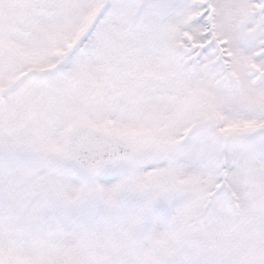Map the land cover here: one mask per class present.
<instances>
[{
  "label": "snow or ice",
  "instance_id": "1",
  "mask_svg": "<svg viewBox=\"0 0 264 264\" xmlns=\"http://www.w3.org/2000/svg\"><path fill=\"white\" fill-rule=\"evenodd\" d=\"M0 264H264V0H0Z\"/></svg>",
  "mask_w": 264,
  "mask_h": 264
}]
</instances>
